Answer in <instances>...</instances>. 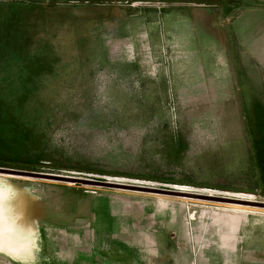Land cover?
Wrapping results in <instances>:
<instances>
[{
	"label": "rangeland",
	"instance_id": "rangeland-1",
	"mask_svg": "<svg viewBox=\"0 0 264 264\" xmlns=\"http://www.w3.org/2000/svg\"><path fill=\"white\" fill-rule=\"evenodd\" d=\"M176 27L162 0H0V169L264 202L262 93L194 83ZM0 199V264H264V208L4 174Z\"/></svg>",
	"mask_w": 264,
	"mask_h": 264
},
{
	"label": "crops",
	"instance_id": "crops-1",
	"mask_svg": "<svg viewBox=\"0 0 264 264\" xmlns=\"http://www.w3.org/2000/svg\"><path fill=\"white\" fill-rule=\"evenodd\" d=\"M162 1L176 6L177 58L194 83L222 85L227 99L262 93L264 108V0Z\"/></svg>",
	"mask_w": 264,
	"mask_h": 264
},
{
	"label": "water",
	"instance_id": "water-1",
	"mask_svg": "<svg viewBox=\"0 0 264 264\" xmlns=\"http://www.w3.org/2000/svg\"><path fill=\"white\" fill-rule=\"evenodd\" d=\"M0 174L26 177V178L49 179V180L64 181V182H69V183H78V184L87 185V186L103 187V188H110V189H117V190H126V191L147 193V194H158V195L173 196V197L191 198V199H198V200L218 202V203H232V204H239V205H245V206H251V207L264 208V202L232 200V199H226V198L217 197V196L182 193V192L169 191V190L156 189V188H148V187H140V186H134V185L104 182V181H98V180L76 179V178H71V177L45 175V174H40V173L15 171V170H9V169H0Z\"/></svg>",
	"mask_w": 264,
	"mask_h": 264
},
{
	"label": "snow or ice",
	"instance_id": "snow-or-ice-1",
	"mask_svg": "<svg viewBox=\"0 0 264 264\" xmlns=\"http://www.w3.org/2000/svg\"><path fill=\"white\" fill-rule=\"evenodd\" d=\"M19 239L17 230L12 221L6 218L4 211V201L0 199V251H3L6 244L15 243V241ZM20 255H15L19 262V264H35L34 260L23 259V255L28 253L27 248H21Z\"/></svg>",
	"mask_w": 264,
	"mask_h": 264
}]
</instances>
